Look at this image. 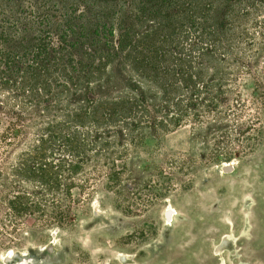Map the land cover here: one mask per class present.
Here are the masks:
<instances>
[{"label": "trees", "instance_id": "16d2710c", "mask_svg": "<svg viewBox=\"0 0 264 264\" xmlns=\"http://www.w3.org/2000/svg\"><path fill=\"white\" fill-rule=\"evenodd\" d=\"M258 57L264 0H0V237L72 227L181 130L254 152Z\"/></svg>", "mask_w": 264, "mask_h": 264}, {"label": "rangeland", "instance_id": "374dc122", "mask_svg": "<svg viewBox=\"0 0 264 264\" xmlns=\"http://www.w3.org/2000/svg\"><path fill=\"white\" fill-rule=\"evenodd\" d=\"M253 66L264 74V58ZM260 116L262 142L247 155L217 152L188 128L169 135L148 175L137 170L116 196L96 192L72 227L26 235L28 220L18 239L0 237V264H264Z\"/></svg>", "mask_w": 264, "mask_h": 264}, {"label": "bare ground", "instance_id": "6f19581e", "mask_svg": "<svg viewBox=\"0 0 264 264\" xmlns=\"http://www.w3.org/2000/svg\"><path fill=\"white\" fill-rule=\"evenodd\" d=\"M231 167V166H230ZM224 169H228V168H224ZM168 212V211H167ZM170 213L169 214H171L172 212H171V210L169 211ZM169 214H167V216H169Z\"/></svg>", "mask_w": 264, "mask_h": 264}]
</instances>
